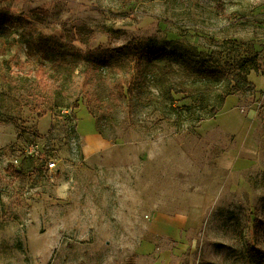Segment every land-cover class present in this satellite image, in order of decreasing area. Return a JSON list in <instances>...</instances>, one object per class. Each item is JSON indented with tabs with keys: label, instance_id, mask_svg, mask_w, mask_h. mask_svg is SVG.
Returning a JSON list of instances; mask_svg holds the SVG:
<instances>
[{
	"label": "rangeland",
	"instance_id": "obj_1",
	"mask_svg": "<svg viewBox=\"0 0 264 264\" xmlns=\"http://www.w3.org/2000/svg\"><path fill=\"white\" fill-rule=\"evenodd\" d=\"M0 10L21 18L0 55V264H264V75L253 71L244 93L218 86L168 102L150 84L113 100L118 72L104 65L166 48L199 64L250 51L264 67V0H0ZM42 62L54 93L37 79Z\"/></svg>",
	"mask_w": 264,
	"mask_h": 264
},
{
	"label": "trees",
	"instance_id": "obj_2",
	"mask_svg": "<svg viewBox=\"0 0 264 264\" xmlns=\"http://www.w3.org/2000/svg\"><path fill=\"white\" fill-rule=\"evenodd\" d=\"M18 22H21L18 15L11 14L7 10H0V55L9 50L10 39ZM31 49L30 46L31 54H33ZM124 49L128 52V48ZM129 52L136 56L133 64L130 65L114 56L104 60V65L114 67L117 69L116 73L118 72L108 81V95L113 100L141 96L145 87L150 84L159 86L163 100L168 102L174 101L178 94H204L207 91L216 90L218 86L219 88L222 86L225 95L235 92L244 93L252 86L250 75L253 71L264 75V67L259 55L250 51L249 53L239 52L227 64H222L220 61L216 64L212 62L199 64L200 60L184 55L178 60L177 54L166 48L149 52L139 50H129ZM177 63L180 65L177 66ZM36 76L44 92L54 93L59 90L58 84L49 75L43 62L39 64ZM92 79V74L86 71L83 79L84 90L89 88ZM196 82L205 84L203 87L194 86L193 83ZM217 112L218 109L214 108L213 113Z\"/></svg>",
	"mask_w": 264,
	"mask_h": 264
},
{
	"label": "built area",
	"instance_id": "obj_3",
	"mask_svg": "<svg viewBox=\"0 0 264 264\" xmlns=\"http://www.w3.org/2000/svg\"><path fill=\"white\" fill-rule=\"evenodd\" d=\"M72 145H73L74 155L78 156L80 150H78V142L76 139H73ZM39 151H40V145L32 144L31 146H29L27 153L33 155L34 153L39 154L40 153ZM44 156L46 157L47 170H49L50 172L57 171L59 169V162H60V157L57 154V150H48L47 152H44ZM16 161L18 163L19 159H17Z\"/></svg>",
	"mask_w": 264,
	"mask_h": 264
},
{
	"label": "crops",
	"instance_id": "obj_4",
	"mask_svg": "<svg viewBox=\"0 0 264 264\" xmlns=\"http://www.w3.org/2000/svg\"><path fill=\"white\" fill-rule=\"evenodd\" d=\"M170 233H171V232H170ZM166 234H168V233H166ZM152 242H153V241H149V243H151V244H152Z\"/></svg>",
	"mask_w": 264,
	"mask_h": 264
}]
</instances>
